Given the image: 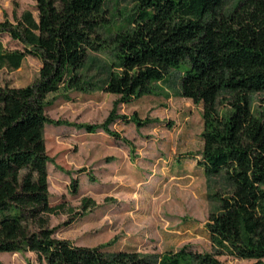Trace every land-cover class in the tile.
Instances as JSON below:
<instances>
[{
  "label": "trees",
  "instance_id": "16d2710c",
  "mask_svg": "<svg viewBox=\"0 0 264 264\" xmlns=\"http://www.w3.org/2000/svg\"><path fill=\"white\" fill-rule=\"evenodd\" d=\"M109 1L35 0V14L0 20V32L22 45L0 41V68L17 69L28 54L41 61L31 84L0 86V252L32 251L40 264H220L219 255L264 264V114L250 97L264 92V0H238L229 12L225 0H135L126 25L105 34ZM183 63L179 92L202 105L197 163L224 183L205 222L212 251L182 247L154 258L54 236L49 218L63 204H50L43 133L62 121L47 115L46 96L102 90L118 95L115 105L129 102L153 94ZM113 115L76 126L118 137L109 124L125 116Z\"/></svg>",
  "mask_w": 264,
  "mask_h": 264
},
{
  "label": "rangeland",
  "instance_id": "374dc122",
  "mask_svg": "<svg viewBox=\"0 0 264 264\" xmlns=\"http://www.w3.org/2000/svg\"><path fill=\"white\" fill-rule=\"evenodd\" d=\"M237 1L225 0L222 11L229 12ZM34 8L35 0H0V20L13 21L23 10ZM104 8L111 18L102 28L108 34L126 25L135 0H110ZM0 41L9 49L22 47L3 32ZM40 66V59L28 54L17 69L1 67L0 86L31 84ZM186 67L183 63L172 69L153 94L116 105L118 95L102 90L57 91L46 96L47 115L62 121L45 124L43 133L50 158V204H63L49 218L54 236L76 245L102 246L105 251L133 248L154 258L182 247L212 251L205 222L217 206L212 194L224 183L219 177H208L197 163L202 105L179 92V76ZM250 97L253 111L264 114V92ZM218 102L219 111L227 109ZM113 109V118L125 116L109 124L118 137L76 126L100 124ZM134 115L143 123L129 119ZM83 198L92 201L87 210L81 207ZM217 258L220 264L252 262L230 255ZM0 264L40 263L34 252L23 251L0 252Z\"/></svg>",
  "mask_w": 264,
  "mask_h": 264
}]
</instances>
